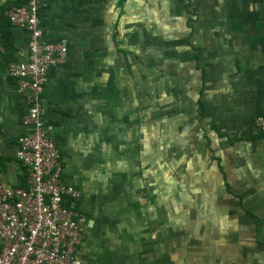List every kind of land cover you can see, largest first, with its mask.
Segmentation results:
<instances>
[{"label": "crops", "instance_id": "obj_1", "mask_svg": "<svg viewBox=\"0 0 264 264\" xmlns=\"http://www.w3.org/2000/svg\"><path fill=\"white\" fill-rule=\"evenodd\" d=\"M11 2L0 0V25ZM38 18L43 40L66 49L46 70L42 118L62 180L80 194V262L264 264V133L254 125L264 116V0H40ZM9 27L10 62H23L27 34ZM2 53L0 45V183L16 185L25 106ZM169 163L177 177L217 174L224 194L233 195L229 176L239 178L243 240L222 226L168 223ZM90 176L102 178L98 203Z\"/></svg>", "mask_w": 264, "mask_h": 264}, {"label": "built area", "instance_id": "obj_2", "mask_svg": "<svg viewBox=\"0 0 264 264\" xmlns=\"http://www.w3.org/2000/svg\"><path fill=\"white\" fill-rule=\"evenodd\" d=\"M18 1L5 16L27 34V57L9 62L5 74L25 106L14 151L25 187L0 183V264H82L76 256L85 224L80 194L63 182V165L42 118L46 70L63 63L66 49L43 40L40 0ZM254 125L264 133V116L255 117Z\"/></svg>", "mask_w": 264, "mask_h": 264}, {"label": "rangeland", "instance_id": "obj_3", "mask_svg": "<svg viewBox=\"0 0 264 264\" xmlns=\"http://www.w3.org/2000/svg\"><path fill=\"white\" fill-rule=\"evenodd\" d=\"M152 37L153 46L151 47L152 64L154 68H159L160 64V35H161V19L160 10L152 11ZM261 133V132H260ZM263 134V133H262ZM234 136L240 142L236 145L243 144V134ZM233 137V138H234ZM173 167V168H172ZM175 163H169L168 174V199L166 204L162 201L161 208H166L168 211L167 221L169 224L179 223L181 218L184 224H198L213 227H221L232 232L226 233L230 240H243V183H240L239 178L232 174L229 176L231 186V194H224L227 189L221 185L220 178L217 174L211 175L210 171L206 175L197 174L196 176L177 177L174 171ZM151 188L156 192L159 187L158 166L152 169ZM212 176V177H211ZM177 177V178H176ZM102 178L99 176H90L88 184L91 187H96L92 190L96 196V202H100L103 193V185L99 189ZM238 196V198L236 197ZM241 197V198H239ZM128 203L124 204L126 207ZM107 207L103 205L102 208ZM152 208L158 209L159 204L153 200ZM182 210L183 216H175L176 211ZM154 221V218H152ZM128 223V220H125ZM124 223V222H122ZM216 236L220 234H215Z\"/></svg>", "mask_w": 264, "mask_h": 264}, {"label": "trees", "instance_id": "obj_4", "mask_svg": "<svg viewBox=\"0 0 264 264\" xmlns=\"http://www.w3.org/2000/svg\"><path fill=\"white\" fill-rule=\"evenodd\" d=\"M21 1H15V2H11L9 5L11 4H20ZM0 45L3 47V53L1 55V59L4 60L7 64L10 62L11 60V54L13 52V46H12V40H11V35H10V27L8 24V20L7 18L2 19L1 21V25H0ZM228 141H232V140H228ZM23 172V169H22ZM23 174V173H22ZM23 179H20V181L17 182V186L18 187H25V183H24V174L22 175ZM227 191L228 186H225Z\"/></svg>", "mask_w": 264, "mask_h": 264}]
</instances>
